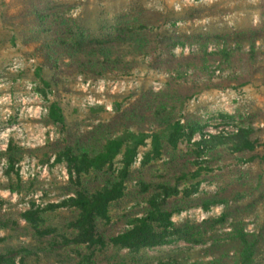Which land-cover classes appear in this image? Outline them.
<instances>
[{
	"label": "trees",
	"instance_id": "16d2710c",
	"mask_svg": "<svg viewBox=\"0 0 264 264\" xmlns=\"http://www.w3.org/2000/svg\"><path fill=\"white\" fill-rule=\"evenodd\" d=\"M257 9L260 26L256 29L182 32L180 25L185 18L173 19L162 10L137 7L121 13L114 25L98 36L85 31L64 10H29L45 23L37 33L44 35L41 50L45 64L53 69L57 70L67 57L65 66L72 72L102 77L119 67L122 73L131 72L141 59L165 79L156 92L151 87L139 88V95L124 110L116 105L117 115L131 121V128L126 125L118 130L110 123L99 122L85 132L71 133L65 130L58 105H49L44 123L60 126L63 136L48 145L53 149V163L67 168L72 195L46 208L31 204L20 215L26 225L22 233L31 238V243L0 249V264H28L41 257L58 264H152L148 251L180 242L190 247L207 246L205 250L213 256L218 253L208 264H229L228 251H221L228 245L236 248L231 264H260L264 225L259 234L248 233L240 217L256 202L250 199L253 201L249 204H240L245 197L260 192L257 201H264L260 174H256L258 181L253 185L247 181L255 176L248 167L224 164L212 177L204 174L210 170L211 160L223 153L262 166L264 150L253 137L264 127L256 129L254 114L238 110L220 117L221 125L234 127L236 132L196 141L193 137L201 136L209 123L186 111L187 104L203 89L214 90L227 81H237L238 89L248 85L240 81L241 73L234 67L242 66L232 64L241 62L243 55L254 62L259 57L261 48L256 41L264 36V0ZM31 27L33 30L36 26ZM40 71L36 70L37 76ZM37 90L46 95L43 89ZM181 142L194 160V172L182 171L187 165L184 160L175 179L170 174L160 181L153 175L145 176L151 169L161 172L175 167ZM24 153L8 142L6 150L0 152V159L6 161L5 176L16 172ZM214 178L224 181V187H217L215 192L200 189L202 183L212 184ZM9 188L19 190L18 185ZM128 195L141 212L128 213L125 229L115 233L109 208ZM217 207L221 208L219 214L201 222L188 217L173 221L183 212L200 209L208 213ZM60 208L67 209L69 215L59 224L49 222L47 212ZM11 225L17 223L0 215V229Z\"/></svg>",
	"mask_w": 264,
	"mask_h": 264
},
{
	"label": "rangeland",
	"instance_id": "374dc122",
	"mask_svg": "<svg viewBox=\"0 0 264 264\" xmlns=\"http://www.w3.org/2000/svg\"><path fill=\"white\" fill-rule=\"evenodd\" d=\"M259 3L261 0H0V147L5 143L4 139H7L25 152L23 159L15 166L16 172L8 176L4 174L0 178V215H5L17 223L16 226L0 229V249H14L21 244L31 243V238L22 233L26 225L20 218L31 204L46 208L72 195L69 178L65 180L61 174L63 169L67 171L65 164H54V160L51 162L54 153L48 143L53 144L63 135L59 131L60 126L44 123L49 105H58L64 117L65 130L71 133L85 132L99 122L110 123L118 130L126 125L131 128V121L121 120L122 117L117 115L116 105L120 104L124 110L139 95L141 88L151 87L156 92L165 79L162 74L151 71L141 59L131 72L122 73L119 67L102 77L72 72L65 66L69 61L67 57L57 70L53 69L45 64L46 59L41 50L45 41L44 35L38 36L37 33L38 28H43L45 23H40L34 13H28L29 10L35 9L43 11L42 13L64 10L66 16L73 18L85 31L92 36H98L106 33L121 13L137 7L162 10L173 19L185 18V23L180 25L182 32L256 29L260 26L257 9ZM32 25L36 26L33 30ZM256 46L261 48L257 61H251L248 56L243 55L241 62L233 61L232 64L242 66L234 67L241 73L240 81L247 82V86L238 89L237 81H227L220 88L203 89L187 104L188 113L209 123L203 131L217 130V127L225 126L221 125V115H234L238 110H247L254 114L253 126L256 129L264 127V36L256 41ZM211 49L209 46L208 50ZM37 69L41 70L39 76L36 75ZM38 88L43 89L46 95H42ZM87 95L100 101V105H87ZM99 107L102 110H97ZM225 127L230 130L229 126ZM228 130L225 132H229ZM50 134L52 140L43 144V138ZM197 136L198 134L193 139ZM253 138L262 148L258 150H264V129L255 131ZM185 149L181 142L176 150L175 167L161 172L151 169L145 176L153 175L154 180L160 181L170 174L175 179L180 174L179 164H185L184 160H187V165L182 171L189 174L194 172L196 165L188 157L189 153H185ZM145 150L142 149L141 152ZM211 161L210 170L204 176L212 177L217 167L224 164L248 167L255 176H250L247 181L253 185L258 181L256 174L259 173L264 190V164L249 165L248 162L233 159V156L225 153ZM174 179L172 184L175 183ZM212 182L202 183L200 189L215 192L217 187H224V181L216 182L214 178ZM12 185H18L19 190L12 191L9 188ZM259 194L260 192H256L252 197H245L240 203L247 205L253 201L250 199L256 200L251 209L240 213L243 222L247 224L245 231L248 233L259 234L264 225V201H257ZM134 200L128 195L109 208L115 233L125 229L124 221L128 213L141 212L133 206ZM220 211L221 208L218 212ZM46 215L49 222L56 225L69 213L67 209L60 208L47 212ZM182 218L186 217L174 216L173 221L178 222ZM206 248L207 246L190 247L180 242L148 251V256L151 257L152 264H208L216 259L218 253L213 256ZM260 248L258 260L260 264H264V239ZM234 249L236 250L235 246L231 245L221 249L228 251L231 258L227 260L229 264L233 260ZM28 264L58 263L41 257L39 261H29Z\"/></svg>",
	"mask_w": 264,
	"mask_h": 264
},
{
	"label": "built area",
	"instance_id": "2783aa9c",
	"mask_svg": "<svg viewBox=\"0 0 264 264\" xmlns=\"http://www.w3.org/2000/svg\"><path fill=\"white\" fill-rule=\"evenodd\" d=\"M184 53H187L188 52V49L187 48H184L183 50ZM87 99V105H100V101L98 100H95V98L91 95H87L86 97ZM40 115V112H38V116ZM230 130L227 129V127L225 126H219L217 127L216 129L217 130H206V131H202V134L201 136L198 135L197 138H194L193 140H199L201 137L203 139H207L209 135H216V134H225V133H233V132H236V129L234 127H231L229 126L228 127ZM229 131V132H225V131ZM4 138H6V136H4ZM52 140V134H50L47 138L44 137L43 138V144H45L47 141H51ZM5 143L2 145V147H0V151L4 152L7 148V144H8V140L7 139H4ZM31 147H34L31 145ZM54 160V158L51 160V162ZM6 168V161L5 159H0V178L4 175V170ZM44 171H46V168H44ZM61 174L62 176L65 178V180H68L69 178V174L68 172L63 169V171H61ZM219 209L220 208H216L215 210H212L211 212H208V213H204L202 212L200 209H195V210H192V211H188V212H183L180 214L181 217H188V218H193L195 219L197 222H201L203 220H205L208 216H211V215H216V214H219ZM214 212L216 214H214Z\"/></svg>",
	"mask_w": 264,
	"mask_h": 264
}]
</instances>
